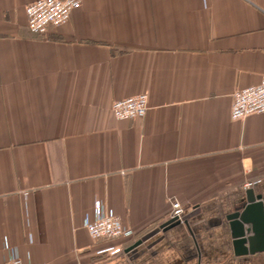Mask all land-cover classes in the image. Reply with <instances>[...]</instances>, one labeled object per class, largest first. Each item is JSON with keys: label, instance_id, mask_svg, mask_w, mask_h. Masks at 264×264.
Masks as SVG:
<instances>
[{"label": "crops", "instance_id": "crops-1", "mask_svg": "<svg viewBox=\"0 0 264 264\" xmlns=\"http://www.w3.org/2000/svg\"><path fill=\"white\" fill-rule=\"evenodd\" d=\"M33 1L0 0V264H264V226L234 255L226 219L264 207V113L229 115L264 77V0H79L44 35ZM97 204L132 236L91 240Z\"/></svg>", "mask_w": 264, "mask_h": 264}, {"label": "built area", "instance_id": "built-area-1", "mask_svg": "<svg viewBox=\"0 0 264 264\" xmlns=\"http://www.w3.org/2000/svg\"><path fill=\"white\" fill-rule=\"evenodd\" d=\"M80 6L79 0H35L25 7L28 29L39 35L47 33L51 27L66 23L73 10ZM230 118L240 120L251 114L264 113V77L256 85L237 89L233 92ZM146 94H137L113 101V115L119 120L143 117L147 106ZM245 186H248L246 184ZM178 203H173L172 215L180 216ZM84 227L91 240H117L132 236L133 231L124 226L117 215L104 213L100 204L96 205L94 218L85 220ZM121 247H106L97 253L113 255L121 252ZM2 264H26L17 255H12Z\"/></svg>", "mask_w": 264, "mask_h": 264}, {"label": "water", "instance_id": "water-1", "mask_svg": "<svg viewBox=\"0 0 264 264\" xmlns=\"http://www.w3.org/2000/svg\"><path fill=\"white\" fill-rule=\"evenodd\" d=\"M226 219L230 225L233 254L242 255L252 252L258 238L256 235L249 236L248 233H258V228L264 226V207L260 196L255 195L252 189L246 190L243 207L226 215ZM179 222L181 219L175 215L167 219L166 222L164 221L160 228L164 230L178 225ZM247 224L249 226L245 228L244 226ZM139 242L137 241L134 245Z\"/></svg>", "mask_w": 264, "mask_h": 264}]
</instances>
